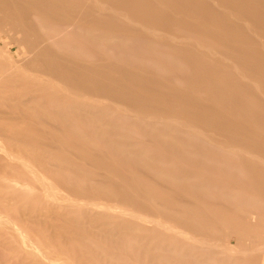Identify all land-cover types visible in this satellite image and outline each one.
Returning <instances> with one entry per match:
<instances>
[{
  "label": "bare ground",
  "instance_id": "1",
  "mask_svg": "<svg viewBox=\"0 0 264 264\" xmlns=\"http://www.w3.org/2000/svg\"><path fill=\"white\" fill-rule=\"evenodd\" d=\"M228 230L264 253V0H0V264H228Z\"/></svg>",
  "mask_w": 264,
  "mask_h": 264
},
{
  "label": "rangeland",
  "instance_id": "2",
  "mask_svg": "<svg viewBox=\"0 0 264 264\" xmlns=\"http://www.w3.org/2000/svg\"><path fill=\"white\" fill-rule=\"evenodd\" d=\"M245 216L247 218L250 217L247 214H245ZM223 240L228 243V254H227L228 256L227 257L225 256L226 258L224 257L225 260H226V262H228V264H238V262L241 260V257H239L238 255L241 256L243 254V256L244 255L246 256L247 253L250 250H254V249L258 248L259 245H260V244H258L257 237H255V236H250L249 237V236H246L245 235V236L239 237V239H238V237L235 236V234L231 230H228V232L225 233ZM238 246L240 248L242 247V250H245L244 253H242V252H240V253L237 252L236 253V251L239 250V247ZM234 247H236V248H234ZM231 248L232 249L233 248L236 249V251L234 250L235 252H232L233 254L230 253L231 252L230 251ZM246 249H247V251H246ZM235 253H236V255H235ZM253 254H254V258H255V260L257 262L258 261L260 262V259H261L262 255H264V253H260V252L258 254L255 253V252H253ZM255 254H257V256H255Z\"/></svg>",
  "mask_w": 264,
  "mask_h": 264
},
{
  "label": "crops",
  "instance_id": "3",
  "mask_svg": "<svg viewBox=\"0 0 264 264\" xmlns=\"http://www.w3.org/2000/svg\"><path fill=\"white\" fill-rule=\"evenodd\" d=\"M258 244H260L259 243V240H258ZM251 251V250H250ZM249 251V252H250ZM242 253H244V252H242ZM241 257V260L238 262V264H264V255H262V257H261V259H260V262L258 261H256L255 260V258H254V254L253 253H247V255L245 256H243V255H241L240 256ZM253 257V258H252ZM251 258V259H250ZM252 260V261H251Z\"/></svg>",
  "mask_w": 264,
  "mask_h": 264
}]
</instances>
